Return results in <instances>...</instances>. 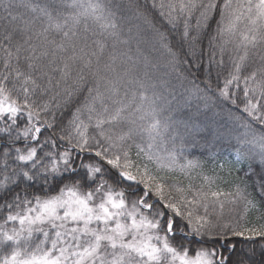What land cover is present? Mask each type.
<instances>
[{
	"label": "snow or ice",
	"instance_id": "1",
	"mask_svg": "<svg viewBox=\"0 0 264 264\" xmlns=\"http://www.w3.org/2000/svg\"><path fill=\"white\" fill-rule=\"evenodd\" d=\"M128 9L0 0V264H264V0ZM225 144L251 182L192 183Z\"/></svg>",
	"mask_w": 264,
	"mask_h": 264
},
{
	"label": "trees",
	"instance_id": "2",
	"mask_svg": "<svg viewBox=\"0 0 264 264\" xmlns=\"http://www.w3.org/2000/svg\"><path fill=\"white\" fill-rule=\"evenodd\" d=\"M112 3H118L121 6V10L124 14H129L128 6L133 3L134 0H110ZM259 131V129H257ZM167 147L169 149L172 148L171 142H166ZM164 145H161V150ZM178 147V145H177ZM214 151V155L212 151L207 149H187L184 151L183 156L189 160L195 159L199 160L202 164V169H196L192 174V183L196 185H201L203 181L200 179V176L197 175L199 172H203L204 175H215L218 176L219 179L216 181V184L213 186L219 187L220 190L224 192H235L236 185L242 183H250L251 181L245 177L244 173L247 168L246 164H237L236 163V151L234 148L229 147L225 144L223 147H217ZM133 157L135 158V148L132 150ZM163 155V151H161ZM181 163L184 162L182 159ZM223 165V168L220 166ZM161 175H165L171 177L173 181L180 180L183 184H188V179L185 174H181L179 172H168L167 170L162 172ZM209 211L214 215L219 209H213L210 205ZM241 209L239 206H234L225 202V207L223 209L224 218L231 220L233 218L239 219V213ZM247 222L250 224H260L264 223V220L260 219V213L255 211L250 212L247 216ZM226 242V241H222ZM232 243H236L238 245L237 251L239 252L241 248H247L248 244L239 239V238H231Z\"/></svg>",
	"mask_w": 264,
	"mask_h": 264
}]
</instances>
